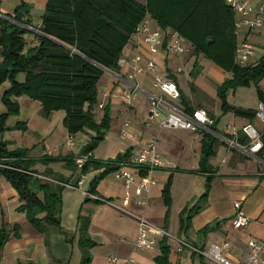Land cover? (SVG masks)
Instances as JSON below:
<instances>
[{
    "label": "crops",
    "instance_id": "1",
    "mask_svg": "<svg viewBox=\"0 0 264 264\" xmlns=\"http://www.w3.org/2000/svg\"><path fill=\"white\" fill-rule=\"evenodd\" d=\"M24 1L29 4L27 18L30 25H26L27 32L23 34L25 46H28L36 42L34 33H39L37 26L45 0ZM18 2L19 0L16 3ZM258 4H264V0ZM33 10H37L36 14H33ZM238 33L241 37L245 32ZM246 34L257 46H263L264 25ZM137 52L142 55V60L149 56L141 37L133 34L124 46L122 54L131 56ZM155 58L158 70L177 83L180 100L183 95L192 109L204 107L214 119V133L217 136L214 143L215 151L206 160L210 171H202L201 137L202 130L206 128L190 130L160 127L155 122L147 121L149 93L153 91L151 72L148 70L138 73L135 79H129L126 77L128 66L118 67L117 71L105 67L96 81L94 107L102 109L97 107V102L109 106L110 124L103 139L88 152V157L93 160H108L121 154L127 156L137 152L149 138L154 137L158 151L166 162L165 167L153 170L155 182L147 191L144 204L137 203L132 192L127 202L129 211L121 209L114 203L122 202L124 191L121 179L115 177L112 170L97 178L94 191L90 192L87 190L88 183L92 177L103 171V166L89 165L81 172L75 161L70 162V159L74 160V156L81 152L80 148L75 146L76 138L82 140V146L88 139V133L92 131L88 130L87 134L69 133L73 137L71 147L60 143L68 133L62 124L63 111L56 109L47 116H42L38 111L39 102L26 96L24 101L32 105V108L28 109L30 111L21 120L24 124L22 130L29 127V122H34L33 127L38 131H51L52 127L56 126L61 131L55 145L52 146L53 153L51 151L49 153V149H40L38 155L34 156L43 157L42 161L32 165L36 170L34 174L53 179L45 173L46 169H50L65 177L64 186L74 187L76 191L73 193V198L69 199L73 201L71 210H67L64 217L60 209L59 224H49L44 231H39L29 223L22 210L15 208L19 202L17 192L0 174V222H5L7 229V236L0 245V264H78L80 257L76 216L78 212L87 214L86 232L94 241L87 246L88 264H160L155 259L161 251L159 240L152 247H140L135 244L137 219L134 212L140 211L150 221L163 226L168 231L166 242L169 244V264L198 262L200 248H206L210 242L223 239L229 241L224 252L231 259L242 261L250 250L248 237L253 236L257 242L264 239V159L258 155V152L250 151L247 145L236 141L233 144L230 142L236 137L232 133L234 128L238 130L237 134L244 133L241 126L246 122L253 123L252 120L257 116L249 119L231 110L226 112L220 110V115L211 111L209 103L197 93L200 84L207 86L206 80L204 81L206 78L201 75L204 59L190 57L189 53L175 55L163 50L158 52ZM194 60L198 62V69L192 74ZM215 67L218 69L213 68L219 84L230 73H224V70L216 64ZM182 75L188 79L190 75L194 76L189 94L185 92L180 79ZM134 82H137L140 88L133 92L132 101L127 103L123 99V93L131 89V84ZM257 84L263 86L261 91L264 95V77ZM255 91L256 99L251 105H248L245 99L230 103L256 109L257 103L262 100L257 87ZM18 97H15L16 100ZM181 104L184 107L182 100ZM126 121L128 123L125 125ZM256 127L262 132L263 122L261 121ZM0 135L2 136V132ZM222 142L225 143L224 149H220ZM55 163H58L61 171L53 169ZM208 172L211 177L207 193L200 199V207L187 217L190 207L205 189ZM168 178H170L169 201L166 202L162 189ZM37 194L41 195V192L37 191ZM234 199L241 200L242 209L250 217L243 226L237 227L231 222L235 214ZM185 245L188 248H184ZM74 246H78L79 249L76 262L70 260ZM194 249L197 251L193 252ZM258 254L264 259V247L259 249ZM203 256L205 264H218L209 263L204 253ZM257 264H264V260Z\"/></svg>",
    "mask_w": 264,
    "mask_h": 264
},
{
    "label": "trees",
    "instance_id": "2",
    "mask_svg": "<svg viewBox=\"0 0 264 264\" xmlns=\"http://www.w3.org/2000/svg\"><path fill=\"white\" fill-rule=\"evenodd\" d=\"M28 11L29 4L19 0L11 11L0 12L5 15L0 16V83L8 81L0 92V103L4 107L0 110V131L24 128L23 121L5 124L9 114L18 112L15 97L23 94L39 102L38 111L42 116L61 109L62 124L68 133L87 134L91 130L80 147V153L92 150L103 139L110 124L107 104L103 106L100 119L94 118L96 81L105 67L117 71V58L146 14L156 25L172 27L183 35L191 45L190 55L202 54L230 73L216 88L222 112L231 110L249 119L256 115L254 108L234 105L226 100L229 87L249 85L250 82L257 84L264 77V51L253 63L239 64L234 60L238 32L234 26L235 12L227 0H45L37 26L39 33H34L36 42L25 46L23 34L27 32L26 25H30ZM197 65L194 60L192 74L196 73ZM18 72L23 74L21 79L16 78ZM256 87L264 101L261 89ZM181 100L184 108L191 111L183 95ZM214 130V124L202 130L204 172L210 171L206 160L215 151L217 136ZM261 139L263 144L258 155L264 159V130ZM235 141L246 146L249 138L238 132ZM121 157L123 154L116 158ZM38 160L42 161L43 157L26 156L25 148L8 149L0 139V174L17 192L19 202L15 208L24 212L34 228L44 231L49 224H59L61 189L66 179L50 169L45 173L53 179L36 176L32 165ZM89 165L103 166V171L88 183L87 190L93 192L96 179L115 166L107 160H93L87 156L79 166L80 171H85ZM210 177L208 172L205 189L190 207L187 217L200 207V199L207 193ZM169 184L170 178L162 189L166 202L169 201ZM76 216L80 247L78 264H88L87 246L94 242L86 232L88 216L80 212ZM6 236L5 222H0V245ZM166 236L162 234L158 239L161 251L155 259L160 264H169ZM198 253L199 261H191L190 264H205L203 253Z\"/></svg>",
    "mask_w": 264,
    "mask_h": 264
},
{
    "label": "built area",
    "instance_id": "3",
    "mask_svg": "<svg viewBox=\"0 0 264 264\" xmlns=\"http://www.w3.org/2000/svg\"><path fill=\"white\" fill-rule=\"evenodd\" d=\"M235 12L234 26L237 32L243 31L234 49V60L239 64H246L255 54L257 45L247 36V32L260 28L264 25V4H251L248 0H227ZM141 37L146 45L149 56L142 60V55L137 52L131 56L121 54L117 58L119 67L128 66L126 77L135 79L138 73L148 70L151 72V86L153 91L149 93V103L147 110V121L155 122L160 127L184 128L196 130L200 128L209 129L214 122L204 107H196L191 111L186 110L180 100V91L177 83L171 77L162 74L158 70V63L155 55L160 51L170 54L181 55L190 51L189 41L172 27H161L156 25L152 18L146 14L137 24L134 33ZM264 51V44L262 46ZM180 69V68H178ZM140 87L137 82L131 84V89L123 93L125 102L130 103L133 92ZM97 107L103 108V102H97ZM256 116L264 124V101H259L255 109ZM125 125L128 121L124 122ZM241 130L248 136L247 147L252 152H258L262 147L260 130L251 122H246L241 126ZM237 129L232 133L237 135ZM235 139H231L233 143ZM60 143L68 147L73 145V137L67 133ZM235 143V142H234ZM87 153H79L74 156V161L78 166L87 158ZM115 167L113 175L121 179L123 184L124 196L122 202L116 203L118 207L125 211L127 202L132 192L135 194V201L140 204L146 202V193L151 184L155 182L152 172L157 168L166 166L164 158L158 151L156 138H149L137 152L123 156L121 158H111ZM1 165V163H0ZM80 179H78V182ZM93 194V193H92ZM235 214L231 222L234 226H243L249 216L244 212L240 199H234ZM137 219V233L135 244L140 247H152L158 237L167 234L168 231L158 224L150 221L143 212H134ZM247 242L250 246L247 257L242 261L231 259L225 252L229 245L227 239L210 242L206 248L199 250L204 253L209 263L218 264H257L264 259L258 254L259 249L264 247V239L257 242L253 236L248 237ZM115 258V256H113Z\"/></svg>",
    "mask_w": 264,
    "mask_h": 264
},
{
    "label": "rangeland",
    "instance_id": "4",
    "mask_svg": "<svg viewBox=\"0 0 264 264\" xmlns=\"http://www.w3.org/2000/svg\"><path fill=\"white\" fill-rule=\"evenodd\" d=\"M139 1L144 2L145 0H139ZM249 1L251 4H258L261 0H249ZM16 2H17V0H0V11H2V12L11 11L12 7L14 6V4ZM36 12H37V10H33V14H36ZM237 37H238L237 38V40H238L239 39V33H237ZM262 53H263L262 47L257 46L256 50H255V54L250 58L249 62H251V63L256 62L259 59V57L262 55ZM191 56H193L194 58L197 57V59L200 57V58L204 59V61H205L203 63V70L201 72V75L203 78H206V79H204V81L206 80L205 84L207 86H203L200 84L199 88H197V93L200 97H202V99L206 103H209V105L211 106V111H214L215 114L220 115V110H221L220 99L215 93V89H216V86H217L219 80H217L218 76H217V74L214 73L213 68H215V70H218V69H216L215 63H213L210 59L204 57L202 54H198L197 56L194 54H191L190 57ZM212 64H214V65H212ZM195 69H198V65H197V67L195 66ZM224 73L227 74V71L224 70ZM16 78L21 79L22 78V72H18L16 74ZM180 79L183 82L185 92L189 94V92H190L189 90L191 89V83L194 81V76L190 75V77L188 79L185 75H182V77ZM7 85H8L7 80L2 81L0 83V92H1L2 88L6 87ZM256 86H258L260 89H262V87H263V86H260L258 84H255L254 82H250L249 85L237 86L236 88L229 87L226 90V100L229 103L230 102L231 103L232 102L237 103V101L245 99L246 103L248 105H251L252 103H254V101L256 99L255 98ZM18 96L19 97H18L17 101L19 103V110L16 114H9L6 117L5 124H7V125H12V123L14 124L17 121L19 122V121L23 120L26 117V115L28 114V111H30L28 109L32 108V105H30L24 101V98H26L25 95L21 94ZM30 102H34V101H30ZM2 109H4V107L0 103V110H2ZM93 113H94V117L100 119V117L103 114V108L101 110H99V109H95V107H93ZM252 122L254 123V125L258 126V124L261 121L259 120L258 117H255L252 120ZM33 124H34V122H29V124H28L29 127H26V129H24V130H22L23 128H21V127L4 129V130L0 131V132H2V136L0 135V139L5 142V145L8 149L25 148L26 149V156H29V157H34V156L38 155L37 153L40 149H44V150L49 149V153H50V151H51V153H53L54 151L52 150V146L55 145V142L57 141V139L61 133L59 127H57V126L54 128L52 127L51 131L41 132V131H38L37 128H34L33 126H35V124L34 125ZM32 142L34 144H31ZM75 142H76L75 146L77 148L78 147L80 148L82 140L81 139L78 140L76 138ZM224 144L225 143L222 142L220 149L221 148L224 149L223 148ZM38 161H40V160H38ZM53 169L56 171H61L58 163L53 164ZM75 191H76V189L74 187H70L67 185L62 187V189H61V200H62L61 204L62 205L60 208V209H62V211L60 212L62 217H64L67 210H71L73 201H71L69 199L73 198V193H75ZM74 198H75V196H74ZM184 248H188V246L185 245ZM78 255H79L78 246H74L72 249L70 260L72 262H76ZM182 264H187V261L183 262Z\"/></svg>",
    "mask_w": 264,
    "mask_h": 264
},
{
    "label": "water",
    "instance_id": "5",
    "mask_svg": "<svg viewBox=\"0 0 264 264\" xmlns=\"http://www.w3.org/2000/svg\"><path fill=\"white\" fill-rule=\"evenodd\" d=\"M0 16H4L5 17V15H3V14H0ZM55 40V39H54Z\"/></svg>",
    "mask_w": 264,
    "mask_h": 264
}]
</instances>
